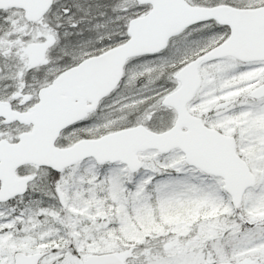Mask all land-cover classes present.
<instances>
[{"label": "snow or ice", "instance_id": "6c2138e0", "mask_svg": "<svg viewBox=\"0 0 264 264\" xmlns=\"http://www.w3.org/2000/svg\"><path fill=\"white\" fill-rule=\"evenodd\" d=\"M0 264H264V0H0Z\"/></svg>", "mask_w": 264, "mask_h": 264}]
</instances>
